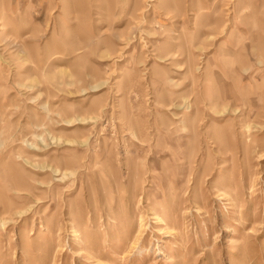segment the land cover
I'll use <instances>...</instances> for the list:
<instances>
[{"label":"rangeland","instance_id":"obj_1","mask_svg":"<svg viewBox=\"0 0 264 264\" xmlns=\"http://www.w3.org/2000/svg\"><path fill=\"white\" fill-rule=\"evenodd\" d=\"M0 264H264V0H0Z\"/></svg>","mask_w":264,"mask_h":264},{"label":"bare ground","instance_id":"obj_2","mask_svg":"<svg viewBox=\"0 0 264 264\" xmlns=\"http://www.w3.org/2000/svg\"><path fill=\"white\" fill-rule=\"evenodd\" d=\"M142 226H144V225H143V222L141 223L140 227H142Z\"/></svg>","mask_w":264,"mask_h":264}]
</instances>
